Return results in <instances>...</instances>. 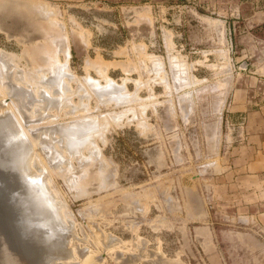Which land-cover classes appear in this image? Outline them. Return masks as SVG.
<instances>
[{"label":"rangeland","instance_id":"374dc122","mask_svg":"<svg viewBox=\"0 0 264 264\" xmlns=\"http://www.w3.org/2000/svg\"><path fill=\"white\" fill-rule=\"evenodd\" d=\"M0 56L13 76L0 78V116L26 132L21 139L33 153L37 178L14 173L17 183L9 188L22 189H5L11 200L6 196L8 207H0V264H49L47 258L63 264L67 257L65 264H264V198L225 193L220 177L244 136L231 112L234 90L247 75L264 76L255 69L264 65V0H0ZM54 76L59 92L43 87ZM84 77L100 87L93 90L85 80L93 91L87 93ZM13 86L29 91L19 108ZM42 91L56 104H46ZM51 119L60 121L55 128ZM85 121L95 127L87 129ZM68 128L78 140L65 136ZM42 179L46 192L36 204L31 196L43 192ZM10 194L25 199L19 204ZM46 201L54 206L48 212L40 207ZM13 202L32 205L20 220L30 228L24 249L17 235L22 227L12 226L20 208Z\"/></svg>","mask_w":264,"mask_h":264},{"label":"bare ground","instance_id":"6f19581e","mask_svg":"<svg viewBox=\"0 0 264 264\" xmlns=\"http://www.w3.org/2000/svg\"><path fill=\"white\" fill-rule=\"evenodd\" d=\"M43 9H44V8H43ZM2 52H4V51H2ZM63 53H64V52H63ZM2 55H3V54H2ZM6 55H7V54H6ZM7 56H8V55H7ZM7 56H6V57H7ZM1 57H2V56H0V58H1ZM8 57H9V56H8ZM67 58H68V57H67ZM2 60H3V59L0 60V61H1V62H0V63H1L0 76H2V77H0V78H2V79L5 78L4 80H6V78L9 79V77H11V74H10L11 72L8 71V70H9V69H7L8 66H5V64L2 62ZM4 61H5V60H4ZM6 61H8V59H7ZM6 61H5V62H6ZM178 61H179V60H178ZM9 62H10V61H9ZM48 62H49V61H48ZM154 62H155V60H154ZM60 63H61V62H60ZM151 63H152V62H151ZM6 64H7V63H6ZM9 64H10V63H9ZM7 65H8V64H7ZM156 65H158V64H156ZM156 65H155V66H156ZM9 66H10V68H12V67H11L12 65H9ZM59 66H60V65H59ZM102 66H103V65H102ZM156 67H158V66H156ZM156 67H155V68H156ZM181 67H182V66H180V68H181ZM59 68H60V67H59ZM102 68H103V67H102ZM159 68H160V67H159ZM157 69H158V68H157ZM37 70H38V69H37ZM37 70H36V71H37ZM39 70H40V69H39ZM53 70H54V69H53ZM53 70H52V71H53ZM153 70H154V69H153ZM11 71H12V70H11ZM41 71H42V69H41ZM41 71H38V72H41ZM179 71H180V70H179ZM183 72H184V71H183ZM14 73H15V71H14ZM14 73H13V74H14ZM50 73H51V72H50ZM50 73H49L48 75H50ZM53 73H54V72H53ZM64 73H65V72H64ZM156 73H157V72H156ZM159 73H161V72H159ZM176 73H177V72H176ZM17 74H18V73H17ZM51 74H52V73H51ZM55 74H56V73H55ZM57 74H58V73H57ZM15 75H16V74H15ZM18 75H19V74H18ZM18 75H17V76H18ZM22 75H24V74H22ZM41 75H42V73H41ZM41 75H40V76H41ZM48 75H47V77H49ZM58 75H59V74H58ZM185 75H186V74H185ZM38 76H39V73H38ZM12 77H13V76H12ZM12 77H11V78H12ZM18 77L20 78L21 76H18ZM18 77H15V78H16V79H19ZM44 77H45V75H44ZM86 77H87V76H86ZM90 77H91V76H90ZM181 77H182V76H181ZM11 78H10V79H11ZM75 78H76V77H74V79H75ZM107 78H108V77H107ZM182 78H183V77H182ZM16 79H14V80H16ZM92 79H93V78H92ZM92 79H91V80H92ZM178 79H179V78H178ZM4 80H3V81H4ZM11 80H12V79H11ZM20 80L23 81L22 78H21ZM39 80H40V79H39ZM43 80H44V79H43ZM47 80H48V78H47ZM62 80H63V79H62ZM75 80H76V79H75ZM81 80H83V78H82ZM85 80H87V82H88L90 85L93 86V87H90V86H89L90 88L93 89L94 86H95V85H94V84H95L94 80H92V81L94 82V83H92V82H89V77H88V79H85V77H84V81H83L84 83H85ZM91 80H90V81H91ZM184 80H185V78H184ZM7 81H9V80H7ZM34 81L36 82V80H34ZM37 81H38V80H37ZM44 81H46V80H44ZM44 81H43V83H46V82L48 83V84H43V87H44V88H49L50 90H52V92L56 91V90H55V86L57 85V81H59V80H58V77H55V76H54L52 79H49L50 83H49L48 81H46V82H44ZM79 81H80V80H79ZM109 81H110V80H109ZM112 81H114V80H112ZM112 81H110V83L107 82V81H106V82H107L108 84H110V86H111V82H112ZM180 81H181V80H180ZM1 82H2V80H1ZM23 82H24V81H23ZM26 82H28V80H26ZM35 82H34V83H35ZM66 82H67V81L65 80V83H66ZM76 82H78V78H77V81H76ZM80 82H81V81H80ZM83 82H82V83H83ZM87 82H86V83H87ZM182 82H183V81H182ZM4 83H5V82H4ZM36 83H37V82H36ZM36 83H35L34 85H37ZM38 83H40V82H38ZM67 83H68V82H67ZM86 83H85V85H87V93L89 92V94H90V92L92 91V89H91V91H88V85H89V84H86ZM96 83H98V82L96 81ZM107 83H106L105 86H107V88H109V85H108ZM0 84H2V83H0ZM6 84H7V82H6ZM9 84H11V83H9ZM9 84H8V86H9L8 89H9V91H11L10 87H11L12 85L10 86ZM12 84H13V83H12ZM22 84H23V83H22ZM25 84H26V83H25ZM41 84H42V83H41ZM77 84H79V83H77ZM112 84H113V83H112ZM122 84H123V83H122ZM167 84H168V83H167ZM23 85H24V84H23ZM30 85H31V84H30ZM79 85H80V84H79ZM79 85H78V86H79ZM81 85H83V84H81ZM98 85H99V84H98ZM16 86H17V85H16ZM16 86H13V87H12V89H13L12 91H13V92H14V90H15V92L17 91V92H16V95H17V96H15L14 94H12V92H11V94L13 95V97L15 96V97L17 98V100H18V99H25V98L27 97L26 94H25L26 91L24 92L25 88H24V90H22V88H21V90H19L20 86H19V88L16 87ZM21 86H22V85H21ZM60 86H61V85H60ZM66 86H68V84H67ZM96 86H97V85H96ZM96 86H95V87H96ZM112 86H113V85H112ZM5 87H6V86H5ZM22 87H24V86H22ZM25 87H26V86H25ZM43 87H42V88H43ZM99 87H100V86H99ZM99 87L97 86L96 88H99ZM115 87H117V86L115 85ZM115 87H114V89H115ZM2 88H3V87H2ZM35 88H36V86H35ZM35 88H34V89H35ZM44 88H43V90H44ZM82 88H86V86H85V87H82V86H81V89H82ZM96 88H95V89H96ZM102 88H103V87H102ZM105 88H106V87H105ZM107 88H106V91H108ZM120 88H121V86H120ZM122 88H124V87L122 86ZM16 89H17V90H16ZM32 89H33V88H32ZM61 89H62V88H61ZM6 90H7V89H6ZM6 90H5V92H6ZM29 90H30V89H29ZM45 90H46V89H45ZM70 90H71V89H70ZM93 90H94V89H93ZM102 90L105 91V89H102ZM110 90H111V92H112L113 89H110ZM117 90H119V88H118ZM0 91H1V90H0ZM7 91H8V90H7ZM59 91H60V90H59ZM59 91H56V92H59ZM68 91H69V89H68ZM83 91H84V90H83ZM95 91H96V90H95ZM95 91H94V92H95ZM113 91H114V90H113ZM124 91H125V90H124ZM3 92H4V91H3ZM3 92H1V93H2V96H1L0 98H2L3 96H5V93H4V95H3ZM15 92H14V93H15ZM31 92H32V94H34V92H37V90L35 89V91H31ZM52 92H51V93H52ZM56 92H55V93H56ZM63 92H64V91H63ZM80 92H81V91H80ZM85 92H86V90H85ZM92 92H93V91H92ZM96 92H98L97 94H99V89H98V91H96ZM96 92H95V94H96ZM100 92H102V91L100 90ZM9 93H10V92H9ZM26 93H29V91L26 92ZM39 93H40V92H39ZM43 93H44V91H42V93H41V97L43 96ZM83 93H84V92H83ZM106 93H107V92H105V94H106ZM120 93H121V92H120ZM6 94H8V92H7ZM47 94H49V93H47ZM61 94H62V93H60V96H61ZM80 94H82V92H81ZM84 94L86 95V93H84ZM97 94H96V95H97ZM100 94H101V95H104V93H103V94L100 93ZM66 95H67V94H66ZM66 95H65V96H66ZM91 95H92V93H91ZM101 95H98V96L101 97ZM46 96H47V95H46ZM88 96H89V95H88ZM10 97H11V95H10ZM41 97H40V98H41ZM43 97H44V99H45V94H44ZM54 97L56 98V96H54ZM99 97H98V98H99ZM133 97L136 98L135 95H134ZM31 98H32V97H31ZM38 98H39V97H38ZM38 98L35 97V99H38ZM49 98H50V99H47V100L45 99L46 104H47V101H48L49 104L52 105V106H53L54 104H56V103H55L56 100H54V99L51 100L52 96H49ZM60 98H61V97H60ZM32 99H34V98H32ZM122 99H123V98H122ZM25 100H26V99H25ZM28 100H29V102H30V99H28ZM40 100H41V99H40ZM58 100H60V99H58ZM12 101H14V100H12ZM37 101H38V100H37ZM61 101H62V100H61ZM21 102H22L21 100H20V102H19V100H18V105H17V107L19 106V103H21ZM26 102H28V101L26 100ZM35 102H36V101H35ZM24 103H25V101H24ZM37 103H39V102H37ZM59 103H60V102H59ZM7 104H8V103H7ZM16 104H17V103H16ZM33 104H34V102H33ZM83 104H84V103H83ZM83 104H82V105H83ZM11 105H12V103H11ZM20 105H21V104H20ZM23 105H24V104H23ZM42 105H44V103H43ZM8 106H9V108L11 107L10 104H8ZM8 106H7V110H8ZM32 106H33V105H32ZM34 106H35V105H34ZM47 106H48V105H47ZM47 106H46V107H47ZM56 106H57L56 111H58V105H56ZM60 106H61V105H60ZM60 106H59V107H60ZM84 106H85V105H84ZM22 107H24V106H22ZM30 107H31V106H30ZM82 107H83V106H82ZM89 107H90V106H89ZM142 107H143V106H142ZM18 108H19V107H18ZM26 108H27V107H26ZM55 108H56V107H55ZM0 109H1V108H0ZM11 109H12V108H11ZM15 109H16V108H15ZM15 109H14V107H13V110H15ZM49 109H50V107H49ZM65 109H66V108H65ZM68 109H69V108H68ZM71 109H72V108H71ZM88 109H89V108H87V110H88ZM17 110H18V109H17ZM30 110H31V108H30ZM30 110H29V111H30ZM41 110H42V113H43V112H44L43 110H45V109H41ZM80 110H81V108H80ZM83 110H84V109H83ZM1 111H2V110H1ZM8 111H9V110H8ZM18 111H20V109H19ZM21 111H22L21 115H24V114L26 113V112H25V113L23 114V110H21ZM25 111H26V109H25ZM33 111H34V110H33ZM48 111H49V110H48ZM69 111H70V110H69ZM81 111H82V110H81ZM85 111H86V110H85ZM88 111H89V110H88ZM11 112H12V111H11ZM27 112H28V111H27ZM37 112L39 113L38 110H37ZM45 112H46V111H45ZM49 112H50V111H49ZM64 112L67 113V111H64ZM82 112H83V111H82ZM136 112H137V111H136ZM2 113H3V112H2ZM8 113H9V115L12 116V113H13V112L10 114V111H9ZM15 113H16V114H17V113L19 114V112H17L16 110H15ZM35 113H36V112H35ZM69 113H70V112H69ZM69 113H68V115H72V114H69ZM71 113H72V112H71ZM139 113H140V112H139ZM139 113H138V114H139ZM141 113H142V112H141ZM6 114H7V113H6ZM6 114H4V115H6ZM30 114H31V113H29V115H30ZM43 114H44V113H43ZM54 114H56V113H54ZM82 114H83V113H82ZM86 114H87V113H85V115H86ZM138 114H137V115H138ZM7 115H8V114H7ZM14 115H15V114H14ZM19 115H20V114H19ZM26 115H27V114H26ZM34 115H35V114H34ZM36 115H37V117H40V116H38V114H36ZM36 115H35V116H36ZM41 115H42V114H41ZM44 115H45V114H44ZM50 115H51V114H50ZM52 115H53V114H52ZM53 116H55V115H53ZM77 116H78V115H77ZM86 116H88V115H86ZM89 116H90V115H89ZM94 116H95V115H94ZM111 116H112V115H111ZM122 116H123V115H122ZM13 117H15V116H13ZM13 117H11V118H12V119H15V118L17 117V119H18V116H17V115H16L15 118H13ZM24 117H25V116H24ZM32 117H33V115H32ZM32 117H31V118H32ZM42 117H43V116H42ZM42 117H40V118H38V119H39V120H40V119H44V118H42ZM49 117H51V116H48V119H49ZM81 117H83V116H81ZM31 118H30V120H29L30 122L33 121ZM55 118H56V117H55ZM72 118H73V117H72ZM75 118L78 119L79 117H75ZM75 118H74V119H75ZM90 118H91V117H90ZM113 118H114V117H113ZM27 119H29V117H28V118L25 117V123H26V122L28 123V121H26ZM35 119H37V118H34V122H36ZM76 119H75V120H76ZM80 119H81V118H80ZM82 119H83V118H82ZM82 119H81V120H82ZM87 119H89V118H87ZM98 119H99V117H98ZM108 119H109V118H108ZM45 120H47V119H45ZM52 120H53V119L48 120L50 124L54 122V121H52ZM67 120H68V119H67ZM69 120H70V119H69ZM72 120H73V119H72ZM78 120H79V119H78ZM15 121H16V120H15ZM37 121H38V120H37ZM50 121H51V122H50ZM55 121H56V120H55ZM76 121H77V120H76ZM87 121H88V120H87ZM87 121H85V122L87 123L88 127L85 125L86 123H85L84 125L87 127V129H89V127L91 126L92 123L90 122L91 124H89V122H87ZM89 121H91V119H89ZM92 121H93V120H92ZM95 121H96V118H95ZM95 121H94V122H95ZM98 121H99V120H98ZM98 121H97V122H98ZM115 121H116V120H115ZM11 122H12V121L10 120V118H9L8 116H7V117H1V116H0V202L2 203V205L0 204V207H1V206L3 207V204L5 205V204H7V202H8V201H7L8 199H7L6 196L9 197V195H5V194H6V193H5V192H6L5 189H7L9 193L11 192V194H14L15 191L17 190V188H19V186H18L16 189L13 188L15 191H12L13 189L9 188V187H13V186H15V185H14V183H15L14 180H15V181L17 180V179H16L17 176L15 177V179H13V177H14L15 174H16V175L18 174V176L20 175V177H23V176L26 175L25 178H27V175H31L32 178H31V176H29V178H31V179H34V178L37 179L36 177L33 178V176L36 175V174H35L36 171L33 170V171H34V174H35V175H34L33 172H32V170H31V168H30V166L32 165V163L35 164V161L33 162V158H34V157H32V154H33V153L31 154V152L28 151V149H27V147H26L27 144L25 145V144H24L25 142L23 141V140H25V139H23V136L26 134V132H24L25 130L23 131L25 134L19 132V131L22 130V129H21V128H18V130H17L16 127H18V126H17V125L14 126ZM13 122H14V121H13ZM46 122H47V121H46ZM57 122L59 123L60 121H57ZM61 122H65V121H61ZM67 122H68V121H66V123H67ZM72 122H73V121H72ZM80 122H81V121H80ZM14 123H15V122H14ZM22 123H24L23 120H22ZM49 123H46V124L49 125ZM55 123H56V122H55ZM58 123H56V124L53 123V124H54V125H53L54 128H55V125L57 126ZM70 123H71V120H70ZM78 123H79V122H78ZM82 123H83V122H82ZM82 123H80V124L82 125ZM18 124H19V123H18ZM46 124H45L44 126H46ZM60 124H62V123H60ZM63 124H64V123H63ZM71 124H72V123H71ZM76 124H77V123H75V126H78V127H79V125H78V124L76 125ZM100 124H101V123H99V125H100ZM19 125H20V124H19ZM48 125H47V126H48ZM66 125L68 126V124H66ZM72 125H73V124H72ZM84 125H82V126H84ZM92 125H93V124H92ZM35 126H36V125H35ZM44 126H42V127H44ZM50 126H51V125H50ZM50 126H49V127H50ZM69 126H71V125L69 124ZM75 126H73V127H75ZM93 126H94V125H93ZM32 127H33V126H32ZM42 127H41V128H40V127H35L33 130L36 131V129L39 128V129H42V130H43L42 132H44V128H42ZM49 127H48V128H49ZM58 127H59V126H58ZM58 127H57V128H58ZM62 127H63V126H61V130H62ZM64 127H66V126L64 125ZM86 127H85V129H86ZM94 127H95V126H94ZM46 128H47V127H46ZM52 128H53V127H52ZM52 128H51V129H52ZM59 128H60V127H59ZM59 128H58L57 132H59ZM82 128H83V127H82ZM82 128L80 127L79 131H81ZM19 129H20V130H19ZM23 129H24V128H23ZM83 129H84V128H83ZM85 129H84V130H85ZM87 129H86V130H87ZM90 129H91V127H90ZM37 130H38V129H37ZM47 130H48V129H47ZM52 130H53V129H52ZM55 130H56V129H55ZM75 130H76V129H75ZM75 130H74V128H68L66 131L63 130V132H64V134H67V135H65V136H66V137H69L71 141H76V140H78L79 134H78ZM94 130H95V129H94ZM100 130H101V129H100ZM45 131H46V130H45ZM49 131L51 132V130H49ZM49 131H48V132H49ZM77 131H78V128H77ZM82 131H83V130H82ZM82 131H81V132H82ZM96 131H97V130H96ZM33 132H34V131H33ZM48 132H47V133H48ZM84 132H85V131H84ZM86 132H87V131H86ZM94 132H95V131H94ZM102 132H103V131H102ZM59 133H60V132H59ZM59 133H58V135H59ZM82 133H83V132H82ZM22 134H23V136H22V139H23V140L21 139V135H22ZM31 134H32V133H31ZM37 134H38V132H37ZM40 134H41L42 136H44V135H43L44 133H39V135H40ZM45 134H46V133H45ZM55 134H56V137H60V136H57V133H55ZM55 134H54V135H55ZM61 134H62V132H61ZM64 134H63L62 136H64ZM34 135H35V133H34ZM51 135H53V134H51ZM81 135H82V134H81ZM83 135H84V134H83ZM27 136H28V135H26L25 137H27ZM32 136H33V135H32ZM89 136H90V135H89ZM89 136H88V137H89ZM25 137H24V138H25ZM34 137H35V136H34ZM34 137H33V138H34ZM37 137H38V136H37ZM40 137H41V136H40ZM54 137H55V136H54ZM66 137H65V138H66ZM85 137H86V136H85ZM47 138H48V137H46V140H47ZM51 138H52V136H51ZM65 138H64V140H65ZM28 139H29V142H30V138H28ZM35 139H37V138H35ZM38 139H39V138H38ZM49 139H50V138H49ZM49 139H48V140H49ZM53 139H54V138H53ZM67 139H68V138H67ZM26 140H27V139H26ZM40 140H41V139H40ZM43 140H44V139H42V141H43ZM80 140H81V139H80ZM82 140H83V138H82ZM85 140H86V139H85ZM27 141H28V140H27ZM52 141H53V140H52ZM57 141H58V140H57ZM68 141H69V140H68ZM68 141H67V143H68ZM29 142H27V143L29 144ZM78 142H80V141H78ZM54 143H56V142L54 141ZM72 143H73V142H72ZM82 143H83V141H82ZM87 143H88V142H87ZM31 144H32V143H31ZM59 144H61V143H59ZM62 144H65V143H62ZM62 144H61V145H62ZM68 144H69V143H68ZM69 146H70V144H69ZM78 146H79V143H78ZM60 147H61V146H60ZM64 147H65V146H64ZM74 147H75V146H74ZM31 148H32V147H31ZM75 148H77V147H75ZM32 149H33V148H32ZM58 149H59V148H58ZM60 149L62 150V148H60ZM63 149H64V148H63ZM30 150H31V149H30ZM61 150H60V151H61ZM64 150H66V149H64ZM32 152H33V151H32ZM68 152H69V151H68ZM72 152H73V151H72ZM74 152H75V151H74ZM6 153H7V154H6ZM34 153H35V152H34ZM70 154H72V153H70ZM75 154H76V152H75ZM33 156H35V155H33ZM38 159H39V158H38ZM58 159H59V158H58ZM61 159H62V158H61ZM65 160H66V159H65ZM61 161H62V160H61ZM89 162H90V161H89ZM60 163H61V162H60ZM62 163H64V161H63ZM103 163H104V162H103ZM37 164H38V163H37ZM37 164H36V165H37ZM58 164H59V163H58ZM39 165H40V164H39ZM34 167H35V166H34ZM38 168L41 169L40 167H38ZM38 168H37V169H38ZM42 168H43V166H42ZM35 170H36V169H35ZM42 170L44 171V168H43ZM42 170H41V171H42ZM41 171H40V172H41ZM45 171H46V170H45ZM12 172H13V173H12ZM37 172H38V171H37ZM14 173H15V174H14ZM41 173H43V172H41ZM46 176H47V175H46ZM20 177H18V179H19ZM38 177H39V176H38ZM43 177H44V176H43ZM47 177H48V176H47ZM29 178H28V179H29ZM48 178H49V177H48ZM21 179H22V178H21ZM21 179H19V180H21ZM46 179H47V178H46ZM46 179H45V181L48 180V179H47V180H46ZM19 180H18V181H19ZM43 180H44V179H42V181L40 182V185L38 184V186H40V188L43 190V192H42L41 189H40V191H41L42 193H39V192H38V194H35V195H32V196H31V197H32L31 200L34 201V203H36V204H37V202H38V204H39V203L42 204L41 201L43 202V200H44V194H43V193L46 192V189H45V187H44V183H45V182L43 183ZM30 181H31V180H30ZM30 181H29V182H30ZM36 181H37V180H36ZM38 181H39V180H38ZM20 182H23V181H20ZM27 182H28V180H27ZM16 183H17V181H16ZM16 183H15V184H16ZM31 183H32V182H31ZM35 183H36V187H37V182H34V184H35ZM20 184H21V183H20ZM20 184H19V185H20ZM23 184H24V183H23ZM46 184H48V183H46ZM21 185H22V184H21ZM32 185H33V184H32ZM16 186H17V185H16ZM46 186H47V185H46ZM22 187L24 188V191H25L26 194H28V195H29V194H32L31 192L28 193L29 190H28V189H25V186H24V185H23ZM32 187H33V186H32ZM47 187H48V186H47ZM47 187H46V188H47ZM20 188H21V187H20ZM20 188H19V189H20ZM38 188H39V187H38ZM9 189H11V191H9ZM19 189H18V190H19ZM21 189H22V188H21ZM26 190H27V191H26ZM33 190H34V189H33ZM20 191H21V190H20ZM12 192H14V193H12ZM18 192H19V191H18ZM35 192H36V191H35ZM48 192H49V191H48ZM50 192H52V191L50 190ZM20 193H21V192H20ZM52 193H53V192H52ZM52 193H51V194H52ZM7 194H8V193H7ZM11 194H10V195H11ZM15 194H17V193H15ZM46 194H47V193H46ZM46 194H45V195H46ZM51 194H50V195H51ZM18 195H19V193H18ZM18 195H15V196L13 195V196H14V198H16V197H18ZM23 195H24V193H23ZM52 195H53V194H52ZM52 195H51V198H52ZM11 196H12V195H11ZM13 196H12V197H13ZM21 197H22V198H21ZM53 197H54V195H53ZM14 198H12V199H13L15 202H17V201H18V202H19V201H20V202H21V201L23 202V200L25 199L22 195H20V197L16 198L17 200L14 199ZM19 198H20V199H19ZM23 198H24V199H23ZM55 198H56V197H55ZM9 199H10V197H9ZM21 199H23V200H21ZM10 200H11V199H10ZM13 200H12V201H13ZM26 200L28 201V197L26 198ZM49 200H50V199H49ZM55 201H56V200H54V202H55ZM15 202H13V205L16 204V206H17V205H18V204H17L18 202H17V203H15ZM20 202H19V204H21ZM28 202H29V201H28ZM28 202H27V204H26V202H24V203H23L24 206L22 205L23 207H22V206L20 207V206L18 205L20 208H22V209H21V210H22L21 215H20V208H19L18 206H17V207H18L19 209H17V210H19V211H18V212H19V215H18L17 210H16V211H15V210L13 211V210H10V209H9L10 211H13L14 213L16 212V215H18V217H19V216H21V218L23 217L22 219L20 218L19 221H18V220H17L18 217L15 216V215L13 214V212H12V214L16 217V221H15V220H14L15 218L13 219V216H10V217L12 218L11 220L15 221V224L11 222V223H12V226H13V225H18V227H19V226L22 227V228L20 229V228H18L17 226H16L17 228L13 226V227L16 228V229H20V230H22V233H20L19 230L17 231V233L19 232V234H17V235H18V238L20 237V236H19L20 234L22 235V236L20 237L21 240L18 239L20 242L22 241L23 238L26 237V234H27L26 232H30V231H29L30 228H26V227L23 228V227L25 226V224H24L25 222H24V221H23L24 223L21 222V221L24 219V216H22V215H26V214H27L26 212H28V211H26L27 208H26V210L23 211L24 207H28V205L31 204V203L28 204ZM57 202H58V201H57ZM57 202H56V204H57ZM8 203H9V202H8ZM10 203H11V201H10ZM44 203H45V202H44ZM49 203H50V201H46V205L43 204L44 206H43V205H40V207H43L44 210H45L46 212H48L47 210H50V209H49L50 207H51L52 209H53V207H54V206L52 207ZM51 203H53V202H51ZM25 204H26V205H25ZM36 204H35V205H36ZM9 205H10V204H9ZM57 205H58V204H57ZM10 206H12V204H11ZM10 206H9V207H10ZM31 206H32V205H31ZM31 206H29L28 209H29ZM60 206H61V204H59V208L61 209ZM4 207H5V206H4ZM7 207H8V204H7ZM37 207H38V206H36V208H37ZM14 208L16 209V207H14ZM55 208H56V207H55ZM30 209H31V208H30ZM37 209H38V208H37ZM52 209H51V210H52ZM60 209H58V207H57V210H60ZM7 210H8V209H7ZM62 210H64V208H62ZM5 211H6V210H5ZM29 211H30V210H29ZM38 211H39V210H38ZM38 211H36V213H37ZM1 212H2V211H1ZM8 212H9V211H8ZM24 212H25L26 214H25ZM31 212H32V210H31ZM31 212H30V213H31ZM53 212H54V211H53ZM61 212L64 213V211H61ZM61 212H59V214H60ZM2 213H3V212H2ZM6 213H7V212H6ZM22 213H23V214H22ZM39 213H40V211H39ZM49 213H50V212H49ZM0 214H1V213H0ZM40 214H41V213H40ZM44 214H45V212H44ZM64 214H65V213H64ZM32 215H33V213L30 215V218L32 217ZM53 215H54V214H53ZM57 215H58V214H57ZM6 216H7V215H6ZM26 216H27V215H26ZM38 216H39V215H38ZM44 216H45V215H44ZM60 216H61V214H60ZM63 216H64V215H63ZM4 217H5V216H4ZM28 217H29V215H28ZM28 217H27V218H28ZM48 217H49V216H47V218H48ZM61 217H62V216H61ZM64 217H65V216H64ZM64 217H62V218H64ZM1 218H3V217H1ZM25 218H26V217H25ZM30 218H29V219H30ZM53 218H55V217H53ZM57 218H58V217H57ZM65 218L69 219L68 217H65ZM65 218H64V219H65ZM39 219H40V218H39ZM48 219H50V218H48ZM64 219H63V221H64ZM67 219H66V221H67ZM20 220H21V221H20ZM40 220H41V219H40ZM61 220H62V219H61ZM6 221H7V220H4V222H6ZM25 221H26V223H27L29 220L27 221V220L25 219ZM50 221H51V220H49V222H50ZM53 221H55V220H53ZM1 222H2V221H1ZM16 222H18V224H17ZM29 222H30V221H29ZM47 222H48V221H47ZM49 222H48V223H49ZM44 223H45V222H44ZM53 223H54V222H53ZM59 223H60V221H59ZM8 224H9V222H8ZM27 224H28V223H27ZM27 224H26V226L29 227V226H28L29 224H28V225H27ZM30 224H31V223H30ZM49 224H51V223H49ZM49 224H47V225H49ZM57 224H58V223H57ZM57 224H56V226H57ZM61 224H62V222H61ZM65 224H66V222H65ZM68 224H69V223H68ZM6 225H7V223H6ZM23 225H24V226H23ZM36 225H37V224H36ZM43 225H44V224H43ZM71 225H72V224H71ZM10 226H11V225L9 224L8 227H10ZM54 226H55V225H54ZM56 226H55V227H56ZM64 226H65V225H64ZM49 227H50V226H48V228H49ZM55 227H54V229H56L57 227H58L57 229H60V228H59V225H58L56 228H55ZM67 227H68V226H67ZM14 228H13L12 230H14ZM45 228H46V227H45ZM51 228H53V227H51ZM62 228H63V227H62ZM62 228H61V229H62ZM23 229H24V231H23ZM25 229H27V231H26ZM57 229H56L55 231H57ZM69 229H70V226H69ZM71 229H73V227H72ZM39 230H41V229H39ZM47 230H48V229H47ZM47 230H46V231H47ZM50 230H51V229H49V232H52V230H51V231H50ZM64 230H65V228H64ZM67 230H68V229H67ZM67 230H65L64 232H68ZM9 231H10V229H9ZM9 231H8V232H9ZM14 231H15V230H14ZM14 231H13V234H14ZM43 231H45V230H43ZM46 231H45V232H46ZM53 231H54V230H53ZM73 231H74V230H73ZM73 231H71V232H73ZM40 232H42V231H40ZM9 233H10V232H9ZM52 233H53V232H52ZM52 233H50V234L55 236V234H52ZM54 233H55V232H54ZM60 233H61V231H60ZM68 233H69V232H68ZM41 234H43V233H41ZM46 234H47V233H45V235H46ZM73 234H74V233H73ZM103 234H104V233H103ZM51 235H50V236H51ZM60 235H61V234H60ZM63 235H64V234H63ZM10 236H11V235H10ZM24 236H25V237H24ZM28 236H30V235L27 234V238H25V240L27 239V241H29V240H28ZM42 236H43V235H42ZM42 236H40V237H42ZM74 236H75V235H74ZM103 236H104V235H103ZM45 237H47V236H45ZM55 237H56V236H55ZM59 237H60V236H58V238H59ZM63 237H64V236H63ZM11 238H12V237H11ZM52 238H54V237L52 236ZM58 238H57V239H58ZM65 238H66V236H65ZM71 238H72V237H71ZM73 238H74V237H73ZM111 238H112V237H111ZM43 239H44V238H43ZM47 239H49V238H47ZM47 239H46V242H47ZM55 239H56V238H55ZM60 239H61V237H60ZM62 239H64V238H62ZM75 239H76V238H75ZM7 240H8V239H7ZM14 240H15V236H14ZM31 240H32V239H31ZM52 240H54V239H51L50 241H52ZM65 240H66V239H65ZM67 240H68V239H67ZM77 240H78V239H77ZM8 241H9V240H8ZM10 241H11V239H10ZM10 241H9V242H10ZM12 241H13V240H12ZM12 241H11V243H13ZM23 241H24V240H23ZM23 241H22V242H23ZM61 241H62V240H61ZM61 241H60V242H61ZM68 241H69V240H68ZM70 241H71V240H70ZM132 241H133V240H132ZM22 242H21V243H22ZM48 242H49V241H48ZM63 242H64V241H63ZM71 242H73V241H71ZM21 243H20V246H22ZM51 243H52V242H51ZM55 243H57L56 240H55ZM58 243H59V242H58ZM7 244H8V243H7ZM15 244H18V241H17V243L15 242ZM15 244H14V245H15ZM24 244H26V242H23V245H24ZM28 244H29V242L27 243V245H28ZM59 244H60V243H59ZM67 244H68V242H67ZM209 244H210V243H209ZM29 245H31V244H29ZM29 245H28V246H29ZM53 245H54V242H53ZM57 245H58V244H57ZM60 245H61V244H60ZM68 245H69L68 247H70V245H71L72 248H71V247H70V248H71L72 250L75 249V246H76V245H73V243H71V244L69 243ZM119 245H121V244H119ZM42 246H43V245H42ZM45 246H47V245H45ZM49 246H50V243H49ZM65 246H66V245H65ZM8 247H9V246H8ZM12 247H13V246H12ZM17 247H18V245H17ZM25 247H26V245L23 246V249H24ZM30 247L32 248V246H30ZM54 247H55V246H54ZM54 247H53V248H54ZM56 247H58V246H56ZM56 247H55V249H56V252H57L58 250H57ZM59 247H61V246H59ZM104 247H105V246H104ZM136 247H137V246H136ZM49 248H50V247H49ZM49 248H48V249H49ZM63 248H66V247H63ZM70 248H69V249H70ZM105 248H106V247H105ZM21 249H22V248H21ZM21 249H19V250H21ZM44 249H45V247H44ZM55 249H54V250H55ZM67 249H68V248H67ZM113 249H114V248H113ZM13 250H14V248H13ZM29 250H30V249H27V251H29ZM59 250H60V249H59ZM62 250H63V249H62ZM72 250H70V255H71V253L74 252V251L72 252ZM108 250H109V249H108ZM9 251H10V249H9ZM24 251H25V250H24ZM24 251H23V253H25ZM27 251H26V254H25V255H28ZM50 251H51V249H50ZM67 251H68V250H67ZM15 252L17 253L18 251L15 250ZM30 252H32V251L30 250ZM52 252H53V251H52ZM54 252H55V251H54ZM56 252H55V253H56ZM88 252H90V251H88ZM145 252H146V251H145ZM57 253H58V252H57ZM57 253H56V255H59V254H57ZM63 253H64V252H63ZM29 254H31V253H29ZM66 254H67V252H66ZM88 254H89V253H88ZM88 254L86 253V255H88ZM18 255H19V254H18ZM31 255H33V253H32ZM47 255L50 256L48 253H47ZM53 255H54V254H53ZM56 255H55V257H56ZM29 256H30V255H28L27 257H29ZM48 256H47V257H48ZM59 256H61V254H60ZM67 256H68V255H67ZM67 256H66V257H67ZM90 256H91V255H90ZM93 256H94V255H93ZM162 256H163V255H162ZM20 257H21V255H20ZM33 257H35V256H33ZM53 257H54V256H53ZM71 257H72V255H71ZM87 257H88V256H86V258H87ZM30 258H31V256H30ZM35 258H36V257H35ZM57 258H59V257L57 256ZM68 258H70V257H67V258H65V259L68 260ZM84 258H85V257H84ZM90 258H91V257H90ZM23 259H24V258H23ZM27 259H28V258H26V260H27ZM31 259H32V258H31ZM49 259H50V258H47V261H49V264H51L53 258L50 259V260H49ZM55 259H56V258H55ZM63 259H64V257H63ZM63 259H61V260H63ZM87 259H88V258H87ZM67 260H64V263H63V264H65V261L68 262ZM215 260H216V259H215ZM23 261H24V260H23ZM31 261H32V260H30V261H28V262H31ZM33 261H34V260H33ZM50 261H51V262H50ZM53 261H54V260H53ZM35 262H36V259H35ZM35 262H34V263H35ZM60 262H62V261H60ZM31 263H32V262H31ZM34 263H33V264H34ZM57 263H58V262H56V264H57ZM68 263H69V262H68ZM14 264H15V263H14ZM21 264H22V262H21ZM23 264H26V263L24 262ZM29 264H30V263H29ZM60 264H61V263H60ZM170 264H171V263H170ZM173 264H174V263H173ZM175 264H177V263H175Z\"/></svg>","mask_w":264,"mask_h":264},{"label":"crops","instance_id":"0c3cea01","mask_svg":"<svg viewBox=\"0 0 264 264\" xmlns=\"http://www.w3.org/2000/svg\"><path fill=\"white\" fill-rule=\"evenodd\" d=\"M260 73L264 65L255 68ZM231 112L242 124L241 142L233 147L221 180L225 193H258L264 198V76L247 75L234 90ZM264 219V208H262Z\"/></svg>","mask_w":264,"mask_h":264}]
</instances>
